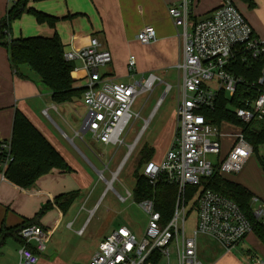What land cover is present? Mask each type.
Wrapping results in <instances>:
<instances>
[{"label": "built area", "instance_id": "1", "mask_svg": "<svg viewBox=\"0 0 264 264\" xmlns=\"http://www.w3.org/2000/svg\"><path fill=\"white\" fill-rule=\"evenodd\" d=\"M196 1L182 0L168 10L182 41V60L176 67V128L170 150L163 161L160 164L150 161L143 168V175L152 187L162 177L178 187L173 216L164 225L153 199L137 202L147 216L143 234L138 237L126 227L118 228L101 241L88 264H171L173 255L175 264H204L198 256L200 236L214 240L223 251L231 253L253 232L252 224L238 205L212 190L197 195L196 221L193 228L188 225L190 211L185 198L186 189L200 187L202 178L213 175L217 163L222 175L240 173L253 155V147L241 129L225 122L224 125L236 129L235 132H225L222 126L208 123L203 111L215 109L221 91L233 98L245 83L243 77L235 74L237 63L248 65L249 61L264 57V42L255 36L253 28L232 1H223L205 19L192 21ZM155 40L156 31L152 26L144 27L138 34V41L142 45H149ZM64 59L67 62H81L86 73L82 97L86 109L83 122L87 126L86 134L105 146L125 145L122 137L126 128L131 120L140 118L139 114L133 113L132 107L140 95L153 92L155 85L161 82L159 77L150 73L140 80L123 83L103 76L101 70L113 63V57L95 37L90 38L84 47L66 52ZM135 69L136 59L131 56L128 73L132 79H135ZM251 88L257 91L258 96L245 100V108L234 110L243 124L264 118V67L260 78ZM172 89L167 84L166 94ZM162 101L159 100L156 106H160ZM43 115L48 117V110H44ZM147 123L145 121L143 129ZM138 138L128 146L124 161L112 174L111 180L104 176L108 166L100 173V179L107 184L106 190L113 189V183L123 163L133 153ZM224 138H231L233 144L227 156L220 159ZM9 150L10 145L2 142L0 151L8 155L1 169L13 161ZM116 195L120 203L133 199V193L127 189L125 195L117 192ZM252 202L257 204L254 216L264 226V203H260L258 198H253ZM77 234L82 235V230ZM50 236L48 230L38 225L22 227L18 231L22 243L18 264H38ZM247 261L248 264H264L252 256Z\"/></svg>", "mask_w": 264, "mask_h": 264}, {"label": "crops", "instance_id": "2", "mask_svg": "<svg viewBox=\"0 0 264 264\" xmlns=\"http://www.w3.org/2000/svg\"><path fill=\"white\" fill-rule=\"evenodd\" d=\"M15 1L17 0H0V21L6 16L8 8ZM181 1L32 0L29 3V8L56 19L55 25L50 26L46 22L39 23L33 15L24 14L12 24L10 38L12 40L32 37L52 38L58 35L64 46L65 54L74 48L84 47L89 43L90 38L95 37L100 41L102 47L112 54L114 61L110 70L101 72L103 76L122 82L119 80L123 79L125 74L119 70V63L125 64L128 72V60L134 56L136 59L135 76L142 75L145 78L150 73L156 74L171 67H175L177 70L176 67L182 60V41L179 39L177 29L168 14L169 8ZM223 1L227 0H197L192 9V21L209 17ZM230 1L244 15L253 28L255 36L264 42V0H253L252 7L240 0H238L239 6L235 3L237 0ZM146 26L154 27L156 40L149 45H142L138 41V34ZM72 63L74 66L73 87L84 88L86 73L83 66L79 61ZM22 70L26 73L27 78H22L14 73L8 51L0 45V141L10 144L15 114L17 111L21 112L59 152L72 171L63 172L54 169L40 177L35 185L28 189L13 184L0 171V232L2 229L17 230L15 235L7 236L0 246V264H18V252L22 245L18 231L22 227L28 226L30 221L34 222L33 225L48 230L51 233V240L53 232L64 223L71 207L65 214L56 206L48 209L41 217L37 218V214L47 203H53L54 199L61 195L76 193L78 194L77 198L80 197L81 193L86 191L93 182V177L85 169L88 167L84 163L86 158L82 149L87 150L96 159V152L85 142L84 135L81 133L83 124L79 129V124L69 114L73 111L77 112L80 107L86 113L82 98L55 104L51 100L50 90L42 84L40 78L36 74H34L36 76L29 74L25 67ZM127 74L129 75V73ZM44 110H48V117L43 115ZM49 112L53 113L66 130L73 133L72 138H68L62 130H59L60 135L55 128L49 125L50 121L59 129L51 119ZM221 126L225 132L236 131L235 128L224 124ZM175 128L174 121L169 127L170 138L174 136ZM232 144L231 138L222 140L220 159L227 156ZM258 154L264 157V152L259 151ZM254 156L257 160L256 167L252 166L251 170L244 175L243 169L240 173L234 174L237 175L234 178H229L231 175H224V177L242 185L253 194V198H258L260 203H264V171L258 157L253 154L247 164L251 163ZM215 161H219V159L215 158ZM88 163L95 168L92 162L88 161ZM196 197L187 201L190 211L189 223L192 228L196 221ZM76 199L72 205L78 200ZM132 202L137 204L134 199ZM256 206L257 204L252 202L253 210ZM233 251L235 252L232 254ZM233 251L231 253L224 251L211 262H202L204 264H248L247 258L249 256L257 257L255 253L260 256V261L264 262V243L254 233L248 235Z\"/></svg>", "mask_w": 264, "mask_h": 264}, {"label": "trees", "instance_id": "3", "mask_svg": "<svg viewBox=\"0 0 264 264\" xmlns=\"http://www.w3.org/2000/svg\"><path fill=\"white\" fill-rule=\"evenodd\" d=\"M32 0H17L7 10L6 16L0 21V45L4 46L9 55L11 67L15 74L27 78L23 67L28 68L36 74L42 84L50 90L51 100L55 104L71 102L83 97L84 88H74L72 62L64 59V46L58 35L52 38L32 37L12 40L10 38L12 24L19 20L24 14L33 15L39 23H48L54 26L56 19L48 17L29 8ZM252 7L253 0H241ZM235 74L243 77L245 83L239 87L235 97L229 98L221 91L215 103L213 111L204 110L207 122L221 126L227 122L242 130L246 140L253 147V154L264 171V157L259 156L258 148L264 145V118L255 120L250 124H243L236 117L234 110L245 108L244 101L254 99L258 96L257 91L251 88L261 76L264 67V57L249 61L248 65L237 63ZM2 141H0L1 147ZM10 150L13 161L8 163L5 169H1L2 163L6 161L8 153L0 151V171L4 177L20 188L28 189L35 185L36 181L54 169L63 172H71L70 166L62 158L58 151L49 143L44 135L31 123L21 112H16ZM154 150L144 146L140 150L141 164L136 171V184L133 189V199L140 202L145 199H153L156 210L161 214L162 223L166 225L173 216L178 199V187L169 184L162 177L155 187L148 183L143 175L144 166L152 161ZM212 190L238 205L248 221L252 224L253 232L264 243V226L254 216L252 207L253 194L245 187L232 182L220 173L219 164H215V171L211 177L202 178L200 187H188L186 189V201H191L203 191ZM78 194L61 195L54 202L47 203L37 214L41 217L48 209L56 206L62 213H66L71 207ZM196 200V198H195ZM196 202V201H195ZM30 221L27 225H33ZM17 230L2 229L0 232V246L7 236L15 235Z\"/></svg>", "mask_w": 264, "mask_h": 264}, {"label": "rangeland", "instance_id": "4", "mask_svg": "<svg viewBox=\"0 0 264 264\" xmlns=\"http://www.w3.org/2000/svg\"><path fill=\"white\" fill-rule=\"evenodd\" d=\"M235 3L238 6L240 5L238 0ZM112 65H114V61L111 65L103 68L101 72H107L112 68ZM119 67V70L125 74L124 78L119 81L134 82L143 78L142 75H137L135 79H132L127 74L125 64L119 63ZM28 71L32 76H36L29 69ZM156 75L161 82L155 85L153 92L140 95L132 107L133 113L139 114L140 118L131 120L126 128L122 137L125 145L120 147L105 146L95 142L90 134L84 135L85 142L96 152V159H94L87 150L82 149V153L86 158L84 163L88 167L85 169L93 177V182L71 206L64 223L53 232L47 250L39 256V264H88L100 242L118 228L126 227L138 237L145 231L147 226L145 213L132 200L127 203H120L116 192L122 195H125L126 189L133 192L136 184L135 173L141 164L140 150L144 146L154 150L153 161L157 164L163 161L170 150L174 136L170 138L169 127L174 121L176 125L175 106L178 96V71L175 67H171L163 72L156 73ZM167 84L173 87L168 94H166ZM162 99L161 105L157 107V102ZM69 114L79 124L80 129L85 119V110L80 107L77 112L73 111ZM49 115L59 129L50 121L49 125L55 128L59 134L61 133L59 130H62L68 138L74 136L73 133L66 130L52 112H49ZM42 119L45 118L42 117ZM46 120L48 119L46 118ZM145 121H148V124L143 129ZM137 138L138 143L133 153L123 163L118 177L113 183V189L106 190L107 184L100 179V173L105 170V166H108L104 176L107 180H111L112 174L118 170L124 161L128 146L133 144ZM262 146L264 145L259 146L258 152H264ZM211 159L215 160V157H211ZM87 160L92 162L95 168ZM256 163L257 160L254 156L251 163L249 162L244 168L243 175L250 171L252 166L256 167ZM230 175L229 178L237 176ZM91 211L92 213H90ZM69 223H71L70 227H68ZM188 225L190 226V223ZM80 229L82 235L77 234ZM198 241V256L204 263L211 262L218 255L224 253L219 244L208 237L200 236ZM255 254L257 257L254 255V258L260 260V256L257 253ZM171 264H175L174 255L171 257Z\"/></svg>", "mask_w": 264, "mask_h": 264}, {"label": "water", "instance_id": "5", "mask_svg": "<svg viewBox=\"0 0 264 264\" xmlns=\"http://www.w3.org/2000/svg\"><path fill=\"white\" fill-rule=\"evenodd\" d=\"M86 132H87V126H86L85 124H83L82 129H81V133H82L83 135H85Z\"/></svg>", "mask_w": 264, "mask_h": 264}, {"label": "bare ground", "instance_id": "6", "mask_svg": "<svg viewBox=\"0 0 264 264\" xmlns=\"http://www.w3.org/2000/svg\"><path fill=\"white\" fill-rule=\"evenodd\" d=\"M147 124H148V123H147ZM137 143H138V141H137ZM137 143H136V145H137ZM136 145H135L134 147H136ZM134 147H133V148H134Z\"/></svg>", "mask_w": 264, "mask_h": 264}]
</instances>
